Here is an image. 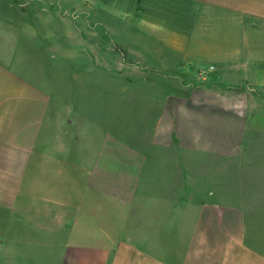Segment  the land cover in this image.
I'll return each mask as SVG.
<instances>
[{"label":"crops","instance_id":"obj_1","mask_svg":"<svg viewBox=\"0 0 264 264\" xmlns=\"http://www.w3.org/2000/svg\"><path fill=\"white\" fill-rule=\"evenodd\" d=\"M0 264H264V0H0Z\"/></svg>","mask_w":264,"mask_h":264},{"label":"rangeland","instance_id":"obj_2","mask_svg":"<svg viewBox=\"0 0 264 264\" xmlns=\"http://www.w3.org/2000/svg\"><path fill=\"white\" fill-rule=\"evenodd\" d=\"M90 1H93V3L99 2L98 0H88V3ZM66 72H67V74H69L68 73L69 72L68 70L67 71H64L63 72L64 73V76H65ZM83 73H85V74H83V77L85 75L87 77V76H89V74L91 73V71H83ZM59 76L60 75H59V71L58 70H56V69H52L51 70V80H52V82L58 81ZM79 76H80V74H79ZM60 77H63V76H60ZM51 88H52V92H57V90L59 89V87L57 85H52ZM65 88H67V89L75 88V89H78L79 91H81V93H83V94L84 93H89L90 90H92V88L90 86L89 87H87V86L65 87ZM72 90H74V89H72ZM57 141H58V139H57ZM25 232H26L25 230L24 231H19L18 234L15 235V237L21 238L24 241L23 243H21V244H15V245H12V246H8L6 248H8V249H10V248L11 249H16V251L18 250L19 252H23L25 254L31 253V250H32L33 247L27 245V242L30 239H28L27 236H25Z\"/></svg>","mask_w":264,"mask_h":264},{"label":"built area","instance_id":"obj_3","mask_svg":"<svg viewBox=\"0 0 264 264\" xmlns=\"http://www.w3.org/2000/svg\"><path fill=\"white\" fill-rule=\"evenodd\" d=\"M98 1H101V0H98Z\"/></svg>","mask_w":264,"mask_h":264}]
</instances>
